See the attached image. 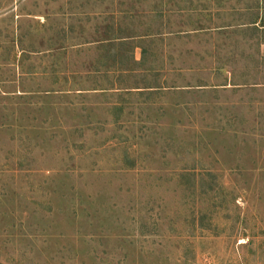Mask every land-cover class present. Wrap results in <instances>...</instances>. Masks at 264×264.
<instances>
[{
	"label": "rangeland",
	"instance_id": "obj_1",
	"mask_svg": "<svg viewBox=\"0 0 264 264\" xmlns=\"http://www.w3.org/2000/svg\"><path fill=\"white\" fill-rule=\"evenodd\" d=\"M0 264H264V0H0Z\"/></svg>",
	"mask_w": 264,
	"mask_h": 264
},
{
	"label": "crops",
	"instance_id": "obj_2",
	"mask_svg": "<svg viewBox=\"0 0 264 264\" xmlns=\"http://www.w3.org/2000/svg\"><path fill=\"white\" fill-rule=\"evenodd\" d=\"M108 90H110V88L109 89H104V88L94 89L95 92H97V91L106 92ZM77 91L80 92V93H82L83 91L85 92V90H83L82 88H78Z\"/></svg>",
	"mask_w": 264,
	"mask_h": 264
}]
</instances>
